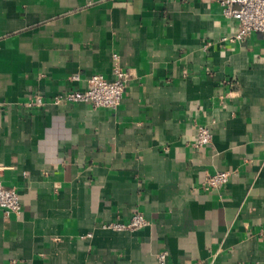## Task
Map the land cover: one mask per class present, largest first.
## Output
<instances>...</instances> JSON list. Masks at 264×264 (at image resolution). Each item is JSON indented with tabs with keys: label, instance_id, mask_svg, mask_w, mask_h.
Instances as JSON below:
<instances>
[{
	"label": "crops",
	"instance_id": "obj_1",
	"mask_svg": "<svg viewBox=\"0 0 264 264\" xmlns=\"http://www.w3.org/2000/svg\"><path fill=\"white\" fill-rule=\"evenodd\" d=\"M236 32L217 0H0V181L22 204L0 264H264V34ZM114 54L117 110L26 107L114 79Z\"/></svg>",
	"mask_w": 264,
	"mask_h": 264
},
{
	"label": "built area",
	"instance_id": "obj_2",
	"mask_svg": "<svg viewBox=\"0 0 264 264\" xmlns=\"http://www.w3.org/2000/svg\"><path fill=\"white\" fill-rule=\"evenodd\" d=\"M224 18L237 23V32L226 36L223 41H245L255 32L264 34V0H217ZM208 46H205V49ZM114 79L108 80L103 75H92L87 79L84 90H72L68 93L58 94L47 101L42 95H36L27 104L28 109H41L47 105L60 107L62 105H75L90 103L94 109L107 108L117 110L121 105L125 91L130 81V73L125 69L117 54L113 55ZM79 74L71 77V81L79 82ZM213 142V133L208 126H197L196 136L191 144L194 149L210 145ZM233 176L231 171L218 172L210 175L204 182V189L215 190L226 186ZM22 209L21 199L16 189L6 188L0 181V210L5 213L19 214ZM148 221L144 214L136 212L128 223L114 222L102 225L105 230L135 232L146 226ZM264 233V231H263ZM166 251L157 255L156 264H168Z\"/></svg>",
	"mask_w": 264,
	"mask_h": 264
}]
</instances>
